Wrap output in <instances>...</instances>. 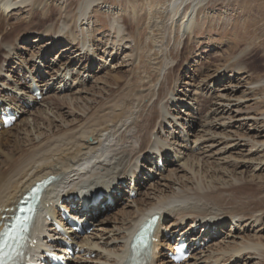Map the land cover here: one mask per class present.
Wrapping results in <instances>:
<instances>
[{
    "label": "bare ground",
    "instance_id": "1",
    "mask_svg": "<svg viewBox=\"0 0 264 264\" xmlns=\"http://www.w3.org/2000/svg\"><path fill=\"white\" fill-rule=\"evenodd\" d=\"M51 1L55 0H0V52L4 50L0 58V96L13 91L14 97L4 95V99L23 112L15 124L16 133H11L15 128H9L0 134L9 133L0 137V229L22 194L50 175L53 177L47 179L44 207L78 188L111 191L112 187H121L128 175L141 180L139 175L143 173L145 183L138 186L139 196L132 202L116 203V210L99 219L97 229L83 238V264H123L135 233L153 215L160 216L158 236L169 234L170 239L173 234L184 233L196 246L207 237L211 239L204 249L195 251L191 264H264V195L250 204L260 211H251L247 200L232 191L227 195L228 188L246 178L254 180L264 167V161L257 157L264 150V93L259 96L264 91V78L254 76L243 52H230L229 57L220 54L226 63L210 72L205 68L196 76L179 72L196 54L192 50L197 44L192 38L197 35V16L210 0H126L135 22L123 18V39L129 40L121 44L134 55L132 63L136 66L131 70L132 79L119 80L124 83L122 90L102 102L99 98L121 77L111 80L100 75L97 84L101 86L88 89L89 73L83 72L86 65L75 71L71 63L78 66L84 59L92 60L90 70L98 63L90 47L102 39L92 37V21L95 7L103 0H67L63 29L59 23L46 27L44 17L60 9ZM27 7L29 20L20 16L10 30L5 29L14 11H26ZM112 18L120 32L121 17ZM169 29H174V38ZM34 31L41 35L32 43L49 37L47 41L52 44H70L61 50L73 54L60 75V69L54 74L39 66L27 69L29 61L43 62L41 49L32 58L22 57L26 69L23 75L31 74L47 90L30 111L21 104L32 100L29 84L16 79L9 83L12 76L6 69L15 52L12 46L25 33ZM171 38L174 42L169 54ZM177 43H182V48H177ZM69 72L72 77L66 80ZM48 74L50 78H46ZM162 74L164 81L157 87ZM166 84L172 87L166 88ZM84 92L90 95L83 96ZM76 95L82 96L73 97ZM89 136L91 142L87 141ZM18 149L20 154L15 156ZM154 155L173 164L178 158L180 163L173 169L166 168L169 173L165 175L159 173ZM6 159L11 166H4ZM146 169L156 171L153 178L148 177ZM170 218L174 220L168 221ZM43 221L47 223L46 217ZM229 221L231 229L225 230ZM44 222L32 234L41 245L47 239L46 229L52 231L51 226L44 227ZM163 242L161 239L155 244L153 264H165L161 257L166 254L160 249ZM168 249H172L170 242ZM93 253L94 258H86Z\"/></svg>",
    "mask_w": 264,
    "mask_h": 264
},
{
    "label": "rangeland",
    "instance_id": "2",
    "mask_svg": "<svg viewBox=\"0 0 264 264\" xmlns=\"http://www.w3.org/2000/svg\"><path fill=\"white\" fill-rule=\"evenodd\" d=\"M63 2H65V4ZM98 3L99 4H97V6L95 7L97 11L93 13L94 18L92 23H95V26L93 28L95 29V33H93L94 36L92 37H97L99 39H102V42H100L95 46L93 45L90 47L91 51L94 52V58L98 63H95V65H93L92 70L89 69L92 60L85 61L84 59L82 63H80L78 66L77 63L75 62H72L71 65L76 67L75 71L82 70L83 67L86 65V69H84L83 72L87 70V73H89L90 82L87 84L88 89H92V88L96 89V86L97 87L101 86L97 84V79L100 75H105L104 76L105 78L109 77V79L111 80H114L116 76H118L119 78L121 77L120 79H115L114 81L115 82L118 81V82L111 83V86L108 88L109 92L107 94L103 93V95L99 98V101L102 102L104 97L114 96L115 94H117L119 91L122 90L124 83L119 80H125V79L127 80V77H129L130 79L133 78L132 75L133 73L131 72V70L136 66L135 63L134 64L132 63L134 59V55H131V52L127 51V49L124 47L123 44H121V42L122 41L125 42L126 40H129V38L123 39V37L126 34V24H123L124 23L123 18L124 19L128 18L129 22L130 21L135 22V20L133 18L131 20L132 10L129 8L130 6H128L126 0H103L102 2L99 1ZM50 4L60 6L59 7L60 9L51 10L49 12L48 17L47 18L44 17V20L46 22V27L50 26L51 24L56 25L57 23H59V26L61 27V29H63L64 23H62V20L63 17L65 16V7L67 4V0H55L54 2L51 1ZM72 8H75V4L72 5ZM201 9L199 10L197 16V23L199 24L197 35L196 37L192 38L193 40L196 41L197 44L196 48L194 47L192 50L196 52V54L194 53L195 55L191 57L189 62L184 60L186 62L182 66L181 70H179V72L181 73L183 72V74L188 73V76H192V75L196 76L197 73L199 74L201 68H205L206 71L210 72L216 69L217 65H222L226 63L225 60H221V58H219L220 54L221 56L222 54H226L225 57H229L230 52L232 53L234 52L236 54L243 52L245 56V61L253 69L252 72H255L254 76L256 75L258 76V78H264V0H210L209 3L203 5ZM61 10L63 13H61ZM75 10H77V7ZM14 13L15 14L13 15V18L11 20V24L7 25L5 29L10 30V26L12 27L13 26L12 24L16 23L17 18H20V16L21 18L26 19V21L29 20V16H30L29 7L26 8V11L25 10L21 11V9H16ZM52 14H54L53 18H52ZM116 15L121 17L120 21L122 23H119V26H121L120 32L116 26L117 23L114 24L112 23L113 22L112 16H116ZM52 19L54 23L51 22ZM73 20L75 22V19ZM140 27L141 25L136 30L138 31ZM128 30L131 31L132 29L129 28ZM169 31L172 32L174 31V29H169ZM172 33H173L172 38H174L173 37L174 32ZM25 34L26 35H24L19 40V42H17L19 45L15 43L12 46L13 49L12 51L15 52L13 57L11 58L12 60H10L9 62L10 64L9 65L7 64L8 66L6 72H9L11 74L13 80L14 79L18 80L17 79L19 78L18 73L26 72V69L22 64V57L32 58L39 52L40 49H41V53L44 54L43 62H39L38 60L36 62L27 61L29 67L27 69L30 70V68L32 69L34 67L39 66L40 68L42 67V69L45 72H48L50 74H54L57 72L58 69H60L61 71L58 72V74L60 75L62 71L67 68L68 63H70V61L72 60L70 59L69 61V57L73 53L70 51L62 52L61 49L64 46L70 44L58 45V43H56L55 45L52 44L49 40L47 41L49 37H47L45 40L41 41L40 43H32L34 38L41 35L40 32L34 31V32H27ZM80 39H82V35H80ZM108 40L109 43L107 44ZM173 42L174 39L171 40L170 42L171 44H169L167 47L169 54H170V49L173 46ZM41 44L44 45V47ZM176 46L177 48L178 46L182 48L183 44L181 43V45H179L177 43ZM201 48H204L203 53L199 52ZM151 52L153 53L154 50H152ZM3 54H4V50L0 52V58H3ZM176 62L177 60L175 59L173 63ZM14 65L17 67V68L15 67L16 69L13 68ZM166 71H168V67L166 68V70L163 71V74L166 73ZM50 74H48V76L46 75L47 76L46 78H50ZM163 74L162 77H160L157 87L161 84V81H164ZM228 74H231V72H229ZM24 76L25 75H23V77ZM168 86L172 87V85L166 84V88ZM182 87H184V84L182 85ZM182 87L179 88L180 91L182 90ZM261 91L262 92L259 94V96L264 93L263 90ZM89 93L84 92L82 93V95L89 96L90 95ZM82 95H76L73 97H81ZM52 99L54 100L55 103L60 102L54 98ZM253 102L254 101H252L251 103ZM60 105L62 106L65 104L61 102ZM58 111L61 112V110ZM26 116L27 115H25V117ZM15 127L16 126L14 125L11 127V129H14ZM263 128L264 126H262V129ZM11 133H16V128L12 130ZM8 134L9 133H5L0 137L5 138L6 135ZM90 137L92 136H89L87 138V141L89 139L91 142L93 139ZM11 138L13 137L11 136L10 139ZM29 146H32V144H30ZM7 150L8 149H6L5 151ZM82 150L83 151L87 150L86 146L84 147L82 146ZM19 154H20V149H18L14 153L15 156ZM258 156H260L261 161H264V150L260 152V154L257 155V157ZM171 157L172 159H174L173 156ZM179 163L180 162L178 161V158L177 161L176 159H174L175 165L170 161H166L165 175L169 173V171L167 170L168 168L169 170L173 169L174 166L175 167L178 166ZM208 165H212V164L208 163ZM4 166H11L10 159L5 160ZM207 166H205V168H207ZM257 173H258L257 175H259L260 177L256 175L254 180H250L246 178L244 180H241L239 183H237L236 186L232 188H228L227 195H229V193L232 191V193L234 192L233 194H235L238 198L242 200L244 199L245 202L247 200V203H249L248 205L256 204V202H258L259 200V196L260 195L262 196V194L264 195V167L261 170L257 171ZM246 175L250 176L249 173ZM157 178L161 179V176ZM244 196L245 198H242ZM248 196L253 200H251ZM262 205H264V203ZM249 207L251 208V211H260L259 207H252L251 205ZM172 220L174 219L170 218L168 221H172ZM230 224L231 221H229L227 225ZM231 225L227 227L228 230L231 229ZM170 239L162 238V241H164L163 242L164 245H168V243L170 242L168 240ZM262 240L264 242V238H262ZM161 258H164L165 264H170V262L168 261L169 259L167 258L166 255L162 256Z\"/></svg>",
    "mask_w": 264,
    "mask_h": 264
},
{
    "label": "snow or ice",
    "instance_id": "3",
    "mask_svg": "<svg viewBox=\"0 0 264 264\" xmlns=\"http://www.w3.org/2000/svg\"><path fill=\"white\" fill-rule=\"evenodd\" d=\"M9 233H0V264H7V258L4 256V252L7 248L6 238H8Z\"/></svg>",
    "mask_w": 264,
    "mask_h": 264
}]
</instances>
